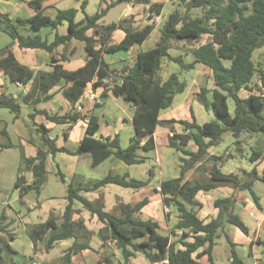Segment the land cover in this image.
<instances>
[{
	"label": "trees",
	"instance_id": "16d2710c",
	"mask_svg": "<svg viewBox=\"0 0 264 264\" xmlns=\"http://www.w3.org/2000/svg\"><path fill=\"white\" fill-rule=\"evenodd\" d=\"M41 1L27 0L34 13L16 22L0 12V31L16 40L20 47L49 52V59L53 62L51 70L34 72L17 61L9 46L0 50V70L3 75L13 83L25 85L31 81L30 88L22 95L21 101L30 106L28 117L31 126L47 145L46 151L38 148L34 156L24 157L22 160V170L32 173L30 184H25L24 175L21 174L16 177L14 187H19L21 194L28 190L39 193L47 174L46 157H54L57 152L71 153L67 148L57 146L55 140L47 134L48 129L43 124L37 125L34 122V116L42 113L46 119L57 124L76 121L80 114L76 112L74 105L83 94L86 84L92 79H95L92 87L96 88L104 84L105 78H111V92L117 97L128 99L134 105V134L126 147L120 146L117 136L94 138L92 135L99 125L97 117L89 115L85 135L74 153H88L93 165L110 156H116L128 165L138 164L144 161L140 153L155 146V127L165 124L172 131L169 146L179 152L180 172L177 177L159 182L165 206L173 207L177 211V220L170 234L159 232L158 221L141 218L140 212L147 203V198L134 205L122 204L117 212H107L102 206L78 195L77 189L68 185L67 204L61 223L57 224L50 214L44 222L28 226V236L33 245L43 241V249L49 251L57 240L72 238L71 245L64 250L60 258L61 264H72L73 255L91 249L92 231L82 220L71 219L72 201L77 198L103 224L97 232L101 245L106 247L111 243L120 253L121 260L118 261L112 255H99L97 264H130V257L135 253H141L149 262L157 264H199L198 259L206 255L212 264V249L221 237L230 245L229 264H246L237 255L235 244L227 236L226 227L233 224L242 233L248 234V226L235 212V202L237 194L245 191L255 206L260 208L259 196L253 188V182H264V169L260 174L255 166L250 171L241 170L240 174L224 173L216 164L220 156H209L207 149L217 145L223 134L231 133L235 138L234 144L240 151L238 145L241 134L251 135L264 131V68L253 61V52L264 45V0H177L178 7L176 6L159 25L161 34L157 43L151 48L141 50L132 63H126L120 69L111 68L103 54L128 49L136 42H143L151 33L153 23L140 28L132 27L130 18L103 23L100 20L108 7H101L99 11L85 15V18L77 22L74 20V8L58 10L56 16L51 18L43 14ZM136 1L147 4V12L150 15L158 16L163 7V4L158 2ZM63 20L68 21L67 33L57 34L50 43L41 40L38 35L23 36L18 29V25H30L36 29L43 26L56 27ZM118 28L123 29L125 34L121 40L115 42L111 40V35ZM89 29H92L93 33L87 35L86 31ZM171 39L195 42L196 45L192 48L193 59L185 61L181 54H170L168 42ZM71 40L81 41L85 51V62L76 69H67L59 62L67 61L73 52V49L67 50ZM60 44L64 45V50L57 55L53 50ZM163 57L178 63L185 70L194 69L200 64L210 72L213 88L208 90L200 87L195 96L204 107L211 110L214 116L211 121L200 124L191 111L192 121L179 120L178 123L183 126L184 131L177 133L173 128L175 120L159 119L160 112L169 108L174 95L183 92L187 85L176 73H171L164 81L158 77L157 71ZM62 78L72 80V84L62 90L71 103V108L62 115L37 109L40 103L51 99L49 89ZM241 89L248 90L249 94L241 97ZM228 98L233 101V113L229 111ZM0 108L11 111L13 119L19 117L20 102L12 95L0 94ZM64 131L66 133L67 130ZM0 134L7 135L6 129L0 130ZM189 141L194 143L195 150L185 148ZM10 146V143L0 145ZM205 158L211 160L208 179L189 180L188 171L202 163ZM260 158H264V149L252 148L248 160L253 162ZM126 177L108 173L95 180L91 188L116 183L137 189L149 182V178ZM219 186H228L232 192L213 200V207L217 211L207 222H203L194 209V206L199 205L195 196L199 191L209 192ZM9 225L10 223L5 221L4 212H1L0 233H5L8 239L0 234V264H32L29 256H22L19 262L14 261L12 256L18 252L9 243L14 238ZM255 243L262 247L261 253L264 254V240L258 238ZM4 253L9 254L7 260ZM261 264H264V261Z\"/></svg>",
	"mask_w": 264,
	"mask_h": 264
},
{
	"label": "crops",
	"instance_id": "0c3cea01",
	"mask_svg": "<svg viewBox=\"0 0 264 264\" xmlns=\"http://www.w3.org/2000/svg\"><path fill=\"white\" fill-rule=\"evenodd\" d=\"M149 1L162 3L163 7H165V5L169 3L174 5V8H176L177 6V0H149ZM122 2H125V5L122 7V10L117 15L116 20H113L111 22H118L120 20H123L124 18H130L131 26L137 28H140L149 23H153L154 27L151 31V33H153L155 28L157 26L159 27L161 21L163 20V17L161 18L159 15L158 16L150 15L147 12L148 5L136 0H42L41 5L43 8L42 10L43 14L48 15L51 18H54L56 16L58 10L74 8L76 9L74 20L77 22L85 18V15H92L95 12L99 11L101 7H108L105 13L106 15L110 7H113L116 4ZM93 10L95 11L93 12ZM0 12L7 14L8 17L13 22H16V20H20V19H26L34 13L33 9L29 7L27 0H0ZM103 17L100 20L101 22H104L102 21ZM67 26H68V21L63 20L56 27L43 26L39 29H36L30 25H25V26L18 25V29L23 36L38 35L41 38V40L50 43L55 39L57 34L58 35L66 34ZM92 33H93L92 29L86 31L87 35H90ZM151 33L149 34V36L151 35ZM124 34H125L124 30L118 28L113 31L111 35V40L118 42L124 37ZM148 37L141 43L136 42L132 44L128 49H120L112 53H104L103 58L111 66V68L120 69L122 66H124V64L132 63V61L137 56V54L141 50H143V44L148 39ZM175 40L180 44L186 43V41L183 40H178V39ZM12 41L13 44L12 46H9V49L13 52L15 58L19 63L28 66L29 68L34 70V72L38 70L49 71L53 68V62H51L49 59V52L43 49L20 47L16 40H12ZM172 41L169 40L168 42L169 49L172 48L171 47ZM73 43H75L73 40H71L68 43L67 50L70 51L73 49V52L70 53L69 59L67 61H69L72 58V56H75L77 54V49L75 48ZM77 43H79V45L83 44L81 41H78ZM63 50H64V45L60 44L53 51L57 55H59L60 53L63 52ZM178 54L180 53H177L175 55ZM192 59H193V55H191L190 60H185V59L184 60L191 61ZM67 61H59V62L62 63L65 67V62ZM161 64L162 62L160 63V67ZM196 67H198V70L193 75L192 83H191L192 85L190 89L191 100L188 101L190 98L184 97L179 107L171 108L172 106L171 105L169 107L171 110L167 111V109L169 108L164 109V111L162 110L159 115L160 120H175L176 122L173 123V128L174 131L177 133H182L184 131L183 126L179 124L178 121L186 120L188 122H191L192 112L194 114L195 120L200 124L211 121L214 118L211 110L204 107L197 100L195 96V92L200 87H205L208 90H211L213 88L210 72L203 65L199 64L196 65ZM3 77L4 75L0 70V94H4L7 96L12 95L20 102L19 98L21 99L22 95L29 90L31 81L25 85L23 84L19 85L14 82V84L17 87H21L23 88V90L19 92H9L6 88ZM94 80L95 79H92L86 84L83 94L79 97V99L74 105L75 110H76V106L79 105L81 107V110L79 111L76 110V112L80 114V117L76 121H71L70 123L57 124L53 121L46 119L45 115L42 113H37L34 116V122L37 125L43 124L48 129L47 134L49 135V137L55 140V144L57 146H63L67 148L69 151H71V153L57 152L54 155V157H52L51 155H48L46 157L45 159V168L47 171L46 178L40 188L39 193L34 192L35 199H33L30 196V192L33 190H28L21 194L20 188L14 187L13 190L15 191H12V193L9 195L8 198H5L0 201V206H1L0 214L1 212H4L5 221L10 223L8 228L14 234V238L10 240L9 243L12 246V241L17 238L16 235L18 233L16 229L18 230V232L25 234L30 242L29 245L30 249H28V253H26V255L31 257L32 264H39L37 258L40 257V255L38 256L36 246L33 245L31 239L28 236V231H27L28 226H32L34 224L44 222L45 220H47L50 214L54 217L55 222L57 224H60L62 221L64 208L67 204L66 195L61 197L62 198L61 201H58V199H56L55 197L48 195L45 196L46 199H43L42 201V191L44 189V184L46 182L49 172L53 170L51 165L55 157L58 158L62 167H64L63 169H61L59 163L56 162L58 169L57 174L59 175L58 172L62 174L59 175V178L62 181L67 180V188L68 185H72L73 188L77 189L78 195L86 198L95 205L102 206V209L104 211L117 212L122 204L134 205L139 201L143 200L144 198H147V203L142 207L140 216L142 219L150 218L158 221L160 225L159 227L160 233H163L161 231L162 225L172 226L173 228L177 220V211L173 207L165 206L163 201V194L159 186L160 181L169 179L167 178V168L169 162L173 161L169 159L170 154L167 153V147L173 148L169 146V137L172 131L165 124L157 125L155 127V130L153 132V139L155 146L153 149L146 150L140 153V155L144 157V161L138 164L128 165L118 157L110 156L105 160H103L101 163L97 165H93L91 162V157L88 153H82V154L74 153L78 149L82 137L85 135L86 125L89 115L96 116L99 125L97 131L92 135L94 138L105 139L108 137L113 138L114 136H117L120 146L126 147L129 144L130 138L134 134V130H133L132 135L131 136L129 135L130 137H125V138L121 137L123 127L125 124L129 126V129L130 127L133 129L132 117H133L134 105L130 101H127L122 97L115 96L110 90V84L104 83L105 85L102 84L96 88L92 87V82H94ZM71 84H72L71 79H67V78L60 79L48 91V94L51 95V99H49L46 102L40 103L37 106V109H45L49 114L62 115L66 113L71 108V103H69L67 98L63 95L62 90L64 87L69 86ZM187 87L188 86L186 85L185 89H187ZM242 90L244 89L239 90V95L241 97H246L249 94V91L247 90L246 91L247 94L242 95L241 94ZM90 93H94L96 95L94 101L89 100ZM21 102H20V110L23 104L25 105L26 110H28L29 105ZM196 106L199 109V112L193 111V108ZM231 113H233V111ZM3 128L6 129L7 135H3V134L2 135L6 138V140H8V143L12 145L9 139V132L7 130V127H3ZM14 129H16L19 135H23L26 137V140L23 141H26L27 145L30 144L31 148L27 153L25 152V157L34 156L36 153V149L38 148L43 151L47 150V145L44 143L40 135H38L37 133L33 132L31 133L30 136L29 133H26L27 129L23 130L21 129V127L18 126H15ZM64 130H67L66 133ZM186 131L188 130H185V132ZM225 134H223L221 141L217 145L208 147L207 149L208 154L211 148L217 147L223 143L222 141ZM229 134L231 135V137H233L231 133ZM60 138L63 139L62 142L59 140ZM234 140L235 138L233 137L232 138L233 143ZM4 148H8V147H4ZM185 148L188 150H195L196 146L192 141H189L185 146ZM256 149H262V147H257ZM175 152H177L179 155L178 151L175 150ZM152 153L155 164L148 167L146 171L148 176H146V178L144 179L149 178V182L147 184H144L137 189L126 188L116 183H106L105 185L100 186L98 188H91V185L95 180L100 179L101 177H103L108 173H110L111 175L127 176L126 177L127 179L128 178L138 179L131 174L133 173L132 169L136 170V168L133 167L134 166L139 167L140 165L145 164L146 160L151 158ZM162 153H165V156L163 158L162 156H160V154ZM220 159L221 156L216 162H217V166L220 168L222 172L236 173V170H234V168H230L234 164L233 162L234 158H230L231 162H229L230 161L229 160L226 163H224L223 160L220 161ZM155 165H157L158 167L156 168ZM253 166H255L256 170L260 174L264 169V158L257 159L256 161L253 162L249 161L247 165H240L238 167H241V169L243 170L250 171ZM179 172H180V162L178 166V174H175L170 178L177 177L179 175ZM21 174L24 175L25 184L26 185L30 184L32 178L31 171H20L18 175ZM255 181H260V180H255ZM223 187H228V186H219L216 187L215 189H219ZM231 192L232 189L229 192V194ZM242 192L244 191H241L237 194V199L235 202V212L238 213L242 218V220L246 223L249 232L248 234H245V236H243L242 234L244 233H242L235 225L230 224L226 227V233L229 239L235 244V251L237 255L242 260H244L246 264H261L264 261V254L261 253L262 247L257 243H255V241L258 238L260 240H264V209L261 203H260L261 205L260 208H257L255 204L253 205V203H251V201H249V199L246 196H244ZM197 194L195 196V199H197ZM29 196L31 198V201L28 200ZM259 200H260V196H259ZM188 207L190 206L188 205ZM72 209H73V213L71 219L74 221L82 220L83 224L91 231L92 229L89 222L91 221L100 222L97 216L95 214H91L83 206V203L77 198H74L72 201ZM194 209L196 215L200 219H202L203 222H207L211 217L215 215L217 211V209L213 207L211 209V212L208 214L206 212L201 211L202 206L194 207ZM9 211H12L16 214L15 217L16 219L14 217L9 216ZM168 217L169 219L167 221ZM15 223L17 226L14 225ZM100 228L101 227L96 229L97 232ZM0 234L6 239H8L5 233H0ZM95 235L96 233L92 232L90 238L91 249H85L73 255L71 257L72 264H92L91 252L94 249L92 245V241H94ZM72 240H73L72 238L57 240L55 245L49 251L44 250L45 253L42 255V257H44L45 261L50 260L51 254L55 253L58 250V247L61 251L60 256H62L64 250H66V248L69 245H71ZM99 241H100L99 242L100 247L99 250H96L98 257L99 255L103 254L102 251L104 249V247L101 245L100 239ZM220 241L221 240H218L212 249V255H213L212 264H229L231 260L230 245L225 240L224 242L222 241L220 242ZM14 249L17 250L16 248ZM137 255H142V254L135 253V255L131 256L129 260L130 264H136L134 261ZM39 259H41V257ZM118 259H120V255L119 257L118 256L116 257V261H118ZM97 261L95 264H97ZM198 262L199 264H210L206 255L201 256L198 259ZM139 264H157V263H151L144 257L143 261Z\"/></svg>",
	"mask_w": 264,
	"mask_h": 264
},
{
	"label": "rangeland",
	"instance_id": "374dc122",
	"mask_svg": "<svg viewBox=\"0 0 264 264\" xmlns=\"http://www.w3.org/2000/svg\"><path fill=\"white\" fill-rule=\"evenodd\" d=\"M124 5H125V2H122V3L116 4L113 7H110L107 14L102 19V21H104L103 23L116 20L117 15L122 10V7ZM173 9H174V5L169 3L165 5V7H163L159 16L161 18L163 17L164 19L165 17L168 16V14ZM94 11L95 10H93V12ZM159 37H160V30H159V27L157 26L154 32L151 33V35L148 37V39L143 44V50L154 46L156 41L159 39ZM73 41L75 42L73 44L75 48L77 49V54L75 56H72V58L69 61L65 62V67L68 69H76L77 67L83 65L85 62V51H84L83 44L79 45V43H77L78 42L77 40H73ZM170 41H172L171 42L172 48L169 49V52L171 54L175 55L177 53H180L181 55H183V58L185 60H190L191 55H192V48L196 45L195 42L190 41V42L180 44L175 39H171ZM12 44H13V41L10 39V37L0 31V50L5 46H12ZM161 60H162L161 67L157 71V75L160 79L165 80L168 78V76L171 73H176L180 80H183L187 83L188 87L187 89H185L184 92L176 93L174 95V100H173L171 108H177L181 105L184 97L190 98L188 101L191 100L190 89L192 85L191 84L192 78H193V75L198 70V67H195L194 69L185 70V69H182L178 63L174 61H170L166 57H163ZM253 61L257 65L262 66V68H264V45L259 47L253 52ZM3 78L5 81L6 88L9 92H19L23 90V88L17 87L13 82L9 81L7 77L4 76ZM246 91H247L246 89L242 90L241 94L242 95L247 94ZM19 100L21 102L20 98ZM227 103H228L229 110L232 112L234 108L233 101L229 98L227 100ZM43 105H46V104H43ZM28 110L29 111L31 110L30 106L28 107ZM28 110H26L25 105L23 104L21 107L20 113H19V117L17 119H13V113L11 111H9L6 108H0V130L3 127H7V130L9 132V139L12 143V145L8 148L0 147L1 148L0 149V201L5 198H8L9 195L12 193V191H15L13 190L15 178L17 177L20 171H23L22 170V167H23L22 160L25 157V152L27 153L29 149L31 148L30 144L27 145L26 144L27 142L23 141V140H26V137L23 135H19L16 129H14L15 126L21 127V129L23 130L27 129L26 133H29L30 136H31V133L34 132L33 127L31 126L30 119L28 117V112H29ZM168 110H171V109L169 108L167 109V111ZM193 111L199 112V109L197 108V106L193 108ZM262 113L264 114V110L262 111ZM132 133H133V129L131 127L129 129V126L125 124L123 127L121 137L122 138L130 137ZM232 138L233 137H231L229 133L225 134V136L223 137V141H222L223 143L217 147L211 148L209 150L208 155L209 156L210 155L221 156L220 161L223 160L224 163L228 162L230 158H234V161H233L234 164L230 168H234V170H236V172L240 174V171L243 169H241V167H238V166L248 164L249 162L248 158L251 152V148L262 147V149H264V131L259 132V133H254L251 135L248 133H243L239 137L238 146L241 148L240 151L237 150V147L233 143ZM31 140H32V137H31ZM59 140L61 142L63 141L62 138H60ZM4 143H8V140H6V138L2 134H0V145ZM167 153L170 154L169 159L173 160L169 162V165L167 168V178H170L173 175L178 174V166H179L180 161H179V155L177 152H175L174 148L167 147ZM160 156H162L163 158L165 156V153L160 154ZM56 162L59 163V166L61 167V169L64 168L62 167L58 158L55 157L51 165L53 170L49 172L46 182L44 184V189L42 191V201L43 199H46L45 196L47 195L55 197L56 199H58V201H61L62 199L61 197H63L67 193V180L62 181L59 178V175L57 174L58 169H57ZM229 162H231V160ZM153 164L155 163H154L153 153H152L151 158L147 159L145 164L140 165L139 167L134 166L133 168H136V170L132 169L133 173L131 174L138 179H144L146 178V176H148L146 172L148 167L152 166ZM210 164H211V160H209L208 158H205L202 161V163L195 165L193 169L188 171L187 178L191 181L193 179H201V180L208 179V170L210 168ZM155 167L157 168L158 166L155 165ZM253 188L256 191V193L260 196V203L264 209V182L255 181L253 184ZM230 191L231 189L229 187H223V188L211 190L209 192H199L197 194V199H196V202L199 205H196L194 207L202 206L201 211L209 214L211 212V209L213 208V200L218 197L229 195ZM242 194L246 196L249 199V201H251V203H253L251 200V197L249 196L247 192L244 191L242 192ZM30 196L33 199H35L34 191L30 192ZM30 196L28 197L29 201H31ZM185 202L189 204L188 201H185ZM9 216L15 218L16 214L12 211H9ZM168 219L169 217L167 218V221ZM89 223L91 225L92 232L96 233V235L94 236L95 239L94 241H92V245L94 249L91 252L92 264H95L99 258L96 250H99V247H100V243H99L100 238L97 234L96 229H98L99 227H102L103 224L97 221L96 222L91 221ZM14 225L17 226L16 223ZM171 229H172V226L162 225L161 231L165 234H170ZM16 231L18 233L16 235L17 238L12 241V246L18 250V253L14 254L12 257L14 258V261L16 260L19 262L22 259V256H27L26 253H28V249H30L29 247L30 242L27 239L25 234L18 232L17 229ZM242 235L245 236V234H242ZM219 240L224 242V239L222 237L219 238ZM36 249H37L38 256L40 255L41 257V259H39L40 257L37 256L39 264H61V260H60L61 251L59 247L55 253L51 254L50 260L48 261H45L44 257H42V255L45 253L43 249V241H39L37 243ZM102 252L103 254H106V255L107 254L112 255L115 259L117 256L119 257L120 255L118 250L114 248V246L111 243L110 245L104 247ZM3 255H4V258L7 260L9 257V254L4 253ZM143 259L144 257L142 255H137L134 262L136 264H139L143 261ZM118 260H121V258Z\"/></svg>",
	"mask_w": 264,
	"mask_h": 264
},
{
	"label": "built area",
	"instance_id": "2783aa9c",
	"mask_svg": "<svg viewBox=\"0 0 264 264\" xmlns=\"http://www.w3.org/2000/svg\"><path fill=\"white\" fill-rule=\"evenodd\" d=\"M156 21H157V19H156ZM103 82L106 83V84H110V85H111V78H105V79L103 80ZM16 84H19V85H20L19 82H16ZM95 98H96V95H95L94 93H90V94H89V100L94 101ZM76 110H77V111L81 110V107H80L79 105L76 106ZM170 136H172V133H170ZM167 211H168V208H167ZM25 264H28V263H25Z\"/></svg>",
	"mask_w": 264,
	"mask_h": 264
},
{
	"label": "water",
	"instance_id": "95a60500",
	"mask_svg": "<svg viewBox=\"0 0 264 264\" xmlns=\"http://www.w3.org/2000/svg\"><path fill=\"white\" fill-rule=\"evenodd\" d=\"M127 101H129L128 99H126Z\"/></svg>",
	"mask_w": 264,
	"mask_h": 264
}]
</instances>
